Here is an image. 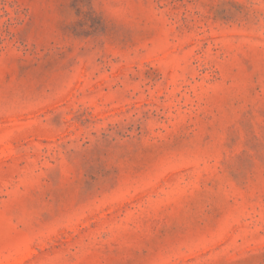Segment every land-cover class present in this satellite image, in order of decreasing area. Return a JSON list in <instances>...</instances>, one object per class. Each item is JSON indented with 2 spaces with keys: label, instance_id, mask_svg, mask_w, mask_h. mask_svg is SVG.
Wrapping results in <instances>:
<instances>
[{
  "label": "rangeland",
  "instance_id": "rangeland-1",
  "mask_svg": "<svg viewBox=\"0 0 264 264\" xmlns=\"http://www.w3.org/2000/svg\"><path fill=\"white\" fill-rule=\"evenodd\" d=\"M0 264H264V0H0Z\"/></svg>",
  "mask_w": 264,
  "mask_h": 264
}]
</instances>
